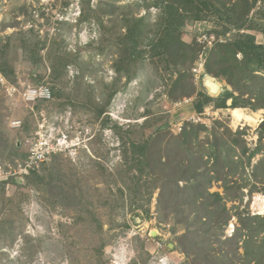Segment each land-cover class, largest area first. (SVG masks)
Wrapping results in <instances>:
<instances>
[{"label": "rangeland", "instance_id": "1", "mask_svg": "<svg viewBox=\"0 0 264 264\" xmlns=\"http://www.w3.org/2000/svg\"><path fill=\"white\" fill-rule=\"evenodd\" d=\"M207 1L0 0V167L14 170L0 168V264H264V108L218 107L234 87L206 69L219 43L264 45V0ZM252 83L244 98L264 99ZM41 84L50 101L18 93ZM188 121L207 129L183 151ZM39 142L49 153L20 173Z\"/></svg>", "mask_w": 264, "mask_h": 264}, {"label": "trees", "instance_id": "2", "mask_svg": "<svg viewBox=\"0 0 264 264\" xmlns=\"http://www.w3.org/2000/svg\"><path fill=\"white\" fill-rule=\"evenodd\" d=\"M187 2V4L189 6L193 5V4H198L200 6H207L208 5V1L207 0H185ZM157 5H159L158 3H155ZM176 14L178 15L179 12L175 11ZM180 16V15H178ZM182 24V22H179V25ZM171 41L169 43H172L173 41L177 40V44H178V39H180V37H178L177 35H173L171 34L170 36ZM163 53V52H162ZM241 54V58L240 55ZM217 64H220L221 67L218 68V70L214 69L213 66H216ZM207 72L211 73L213 75H215L216 77H219L221 75H224L228 81L229 84H231L234 88L232 90H227L224 93V103L222 105H218V107H228L227 106V100L228 99H232V103H231V107L236 108V107H246L248 105H251L252 109H259V108H264V99H263V94H255L254 92H252V90L249 91L250 96L248 98H244V95L246 93V90L244 91L241 90L243 87L244 88H248L249 85L248 83L251 82L252 80L254 81L256 78L264 81V74L263 75H259L256 74L257 71H264V45L258 44L256 43V39L255 36L250 35V34H244L242 35L240 38L234 40V41H227L226 43H219L217 44V48L214 51V53L212 54V56L210 57L207 66H206ZM3 72L4 70H6V68H2ZM240 82V83H235V82ZM235 92H239L238 94H235ZM210 100L211 97H208ZM254 99V100H253ZM196 110L198 112H202L203 108H204V104L201 105H196ZM207 129L206 125L198 123H190L189 121L183 126L182 131L178 134V138L179 141L177 142L178 146H180L181 148L184 149L186 148H192L193 149V145H195V140L199 135V132L201 130ZM152 138V139H151ZM150 139H147L141 146H137L139 147L142 156H147L148 153L150 152V146L151 144H153L152 141H154V138L156 137H151ZM157 140H159V136H157L156 138ZM156 143V142H154ZM234 143L239 144L238 140H235ZM136 144V143H135ZM172 144V143H171ZM231 144H228V146H230ZM217 147V143L215 145ZM169 147L167 146V149ZM175 148H179L177 146H175ZM192 149H190L189 151H191ZM230 149L235 150V147H230ZM259 146L256 147L254 150L251 151V153L248 155V159L249 161L251 160L252 156L255 155L257 152H259ZM165 150V149H164ZM243 153H247L249 152V147L245 146L242 149ZM14 151H12L11 153H13ZM15 154H17L15 156V159L18 157L20 159H24L26 157V155H24L23 153H18L15 152ZM212 157H214V160L216 162V164L219 163L221 157L220 154H218V152H213L210 154ZM169 157V154H168ZM224 159V158H223ZM189 164L187 165V168H189ZM38 175V173L33 172L31 173L27 178L31 179V182H34V178H36ZM43 180V178H42ZM157 180H159L157 178ZM212 178H210L207 182H211ZM193 181L187 180V184H189L190 186H193ZM7 182H2L1 185L3 186L2 188V200L1 202H5L7 200V198L4 195V185ZM204 186H207V183L205 182ZM163 189H165V184H163ZM120 191L123 192V190L121 189ZM125 192V191H124ZM123 192V193H124ZM153 192V191H152ZM164 190L162 192L161 197H159V200L161 202V200L163 199V195H164ZM217 197L221 198V195L216 192L214 193ZM201 195V194H199ZM8 200H12V199H8ZM6 204V203H5ZM161 206V205H160ZM5 205L2 204V208H4ZM1 208V209H2ZM2 227H4V225L2 224ZM100 231H99V238H100V244L97 246V252H99L100 256L102 255V253L104 252V249L106 247V240L105 237L103 236V226L100 224ZM6 232V231H5ZM9 234H11V231H9ZM21 235H23V237H26V235L22 232L20 233ZM15 239V238H14Z\"/></svg>", "mask_w": 264, "mask_h": 264}, {"label": "built area", "instance_id": "3", "mask_svg": "<svg viewBox=\"0 0 264 264\" xmlns=\"http://www.w3.org/2000/svg\"><path fill=\"white\" fill-rule=\"evenodd\" d=\"M204 40L200 38L199 40L201 42H208L210 46L214 45L216 37L214 35H205ZM218 42V41H217ZM216 45V43H215ZM214 45V46H215ZM209 46V47H210ZM212 50V49H211ZM207 61V57L204 58V54H201L200 61L197 63L196 67L193 69L194 72L201 73L205 71V64ZM1 77V75H0ZM1 84H5L6 81L1 78ZM6 86V92L9 95H14L15 91L17 90L12 85H4ZM25 100L26 102L30 103H36L37 101H50L52 99V88L48 84H41V85H35V86H29L24 91L18 92ZM50 149L43 150L41 143L39 142L38 145L35 147V149L32 150L31 154L29 155V160H26L23 162V165H21V171L20 173H29V171L34 168L35 164L38 159H43L47 152L49 153ZM10 169L6 171L2 167V177L3 179L6 178L8 174H13L14 170L11 166H8ZM20 167V166H19ZM8 178V177H7Z\"/></svg>", "mask_w": 264, "mask_h": 264}, {"label": "bare ground", "instance_id": "4", "mask_svg": "<svg viewBox=\"0 0 264 264\" xmlns=\"http://www.w3.org/2000/svg\"><path fill=\"white\" fill-rule=\"evenodd\" d=\"M215 82H213L214 84ZM236 119L240 120L241 119V115L236 114ZM251 119V118H250ZM254 208L258 209V211H260V213H264V196L262 195H258L256 197L255 203H254Z\"/></svg>", "mask_w": 264, "mask_h": 264}, {"label": "water", "instance_id": "5", "mask_svg": "<svg viewBox=\"0 0 264 264\" xmlns=\"http://www.w3.org/2000/svg\"><path fill=\"white\" fill-rule=\"evenodd\" d=\"M207 85H209L211 87L213 92L218 91V88L210 80L207 81Z\"/></svg>", "mask_w": 264, "mask_h": 264}]
</instances>
